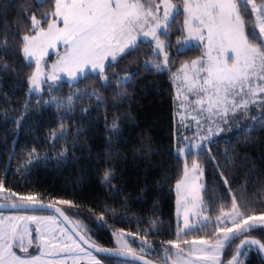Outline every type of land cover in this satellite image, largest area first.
Masks as SVG:
<instances>
[{"label":"snow or ice","instance_id":"obj_1","mask_svg":"<svg viewBox=\"0 0 264 264\" xmlns=\"http://www.w3.org/2000/svg\"><path fill=\"white\" fill-rule=\"evenodd\" d=\"M47 0H37L40 6H43ZM184 20L183 31L186 35L177 39V44L186 46L188 41L197 40L203 46V53L196 59L186 62L182 67L172 74L173 81H181L182 87L179 89L176 99L180 100V110L176 113L179 116L182 126L185 119L187 106L195 105V111L207 113V128L201 124L200 119L193 116L196 120L197 133L194 140H185L189 143L181 145L177 139L176 154L178 157H184L185 163L182 178L177 182V214L184 215V228L177 230V239L164 242L177 249L176 259L172 264H179L182 253L195 256L198 260L210 261L211 264H223L220 258V250L225 248L226 244L237 236L249 233L256 227L264 228V211L255 213L254 208H249L247 203H241L237 197L232 194L231 207L226 208L221 205L220 215L216 217L218 221L216 231L222 233L213 243L205 239H193L189 241L186 237L188 231L196 227L190 223L191 215H199L195 210L199 208L204 212L201 191L205 187L201 181L204 178V167L200 163L199 156L203 155L204 149L209 148V156L216 163V170L220 173V179L225 186H228L232 193L230 181L225 175V168L220 167V161L216 155L211 152L210 145L212 138L227 131L233 123L240 118H247L249 109L257 105L261 115L252 117L254 124L251 126L241 125L237 136L243 133L246 137L257 130V125L264 126V0H182ZM248 6L251 9V16H248ZM163 9L162 15L160 14ZM179 2L174 0H54V9L50 10L44 20L47 22V28L42 26V19H38L35 14L29 13L31 17V28H27V22H24L25 32L19 40L13 37L15 43H19L20 52L23 55L26 66H31L35 62V69L27 77L29 97L35 95L37 102L42 105L54 103L57 109L64 111L60 116L59 131H53L51 140L59 143L66 140L72 133L65 127L67 121L71 124V113L78 111L82 118L77 122L75 138L73 145L80 142L81 134H86L91 130L93 113L91 108L99 110L101 107L107 108V99L100 95L95 88L92 91L79 90L69 95L66 99L52 98L51 101L43 100L39 95L46 81L56 82L61 79L60 73L65 74L69 80H95L98 74L99 81H102L101 88L108 90L114 83L116 88L113 90V99L120 101L130 94L132 83L140 76L141 72H164L169 68L170 57L167 49L171 47L166 43L169 31L172 29L174 21L179 16ZM51 19L48 20L47 17ZM57 20L62 21L63 27L57 25ZM249 24H253L254 30L246 31ZM255 29H258V35ZM20 27L17 26V33ZM8 30L4 29L3 38L0 39V74L7 75L14 72L15 66L11 62H5V56L11 48L15 51L14 44L8 42ZM143 38L141 40L140 38ZM147 41L154 42L152 56L146 59L139 70L126 71L121 76L114 73L111 77L109 71L114 66H118L119 59L133 57V63L139 59V48ZM57 43L66 45L65 53L60 56L56 63L51 65V71H45L43 63L48 49L53 48ZM179 52L180 50L177 49ZM229 53L231 55H229ZM163 56V61L160 56ZM107 62V63H106ZM205 75L201 78L200 74ZM182 74V75H181ZM51 88V85H49ZM189 95L196 97L189 99ZM87 98L89 105L76 109L75 102ZM95 99V104L91 101ZM31 105L25 101L22 114L16 120V127L20 129L24 123V116L29 111ZM113 107H116L115 105ZM9 119V117H6ZM105 133L107 137V148L109 159L113 156H119V151L113 150V142H119L121 139L122 120L120 115H115L109 124L107 115L105 116ZM15 143V141H14ZM246 143H252L251 139H246ZM151 150L150 145H146ZM195 149L197 156L191 159L189 167L188 159L192 157V150ZM69 149L65 147L56 157L45 155L40 157L37 150L33 148L28 152L24 164L32 165L41 159L47 161L50 158L56 159L57 163L62 162ZM236 150L233 148L230 154L225 149L224 162L225 167H234L231 157L235 156ZM11 158V157H10ZM245 157V164H247ZM255 163L254 161L252 162ZM251 171L255 172V168ZM264 173H260L257 179L259 185L253 197L259 200V193L264 192ZM115 179L114 171L106 169L102 183L105 187L116 188L112 183ZM248 181L245 180V185ZM245 201L250 199L247 191L242 194ZM15 198V199H13ZM0 200L7 201V205L0 204V209L10 207L12 209H22L34 206L38 203L44 205L38 199L37 194H18L10 187H5V180L0 179ZM19 201V203H18ZM55 204L68 205L69 207H78L70 200H56ZM182 206V207H181ZM52 208L53 204L46 205ZM60 217L67 223H72L70 217L65 214L61 208L55 209ZM114 211V210H113ZM105 214H101L99 219L105 220ZM56 217L38 216V215H15L0 217V264H42L41 257L45 254L59 257L61 253H68L64 259L49 261L47 264H66L67 259H71L73 264H79L81 259H87L89 264H101V261L81 246L79 242L71 236H67L64 242L54 235V228L49 224H55ZM204 220H209V216H204ZM29 223L35 224V238H32L29 230ZM224 225V227H220ZM103 225H101L102 227ZM206 225H201L204 227ZM155 230H159L153 222ZM73 231L79 237L80 241L87 244L88 248H95L97 252L108 253L111 255H123L131 257L133 261H142L143 264H152L150 260L144 258L147 250L152 248L147 236L152 229H146L143 233V239L139 250L130 246V242L125 239L132 233L120 232L117 235L118 249L110 250L101 247L90 236L86 235L87 229L79 222H76ZM181 233H184L181 239ZM140 238L141 233L135 234ZM27 241V245L25 244ZM192 247L182 248L181 244ZM37 244L41 248V256L21 257L17 255L14 248L19 247L21 252L27 253L28 247ZM251 244L258 246L259 251L264 252V242L257 239L245 238L241 240L240 246ZM197 245H200L197 247ZM239 252V248L237 249ZM168 252V249H165ZM84 254V255H81ZM171 259L169 255L167 257ZM127 264V262H125ZM184 264H190L189 261ZM228 264H237V257L233 256Z\"/></svg>","mask_w":264,"mask_h":264},{"label":"trees","instance_id":"obj_2","mask_svg":"<svg viewBox=\"0 0 264 264\" xmlns=\"http://www.w3.org/2000/svg\"><path fill=\"white\" fill-rule=\"evenodd\" d=\"M54 9V0H47L43 6L37 0H0V39L3 38L4 29L8 30V42L14 44L15 51L10 48L5 62H11L15 71L7 75L0 74V179L5 180V187H10L18 194H37L42 203L55 204L56 200H70L78 207L58 205L76 224L79 222L97 244L114 249L112 231L125 230L132 233V245L138 248L137 239H143L146 229H152L147 239L152 248L144 254L148 259L158 264H171L165 257L168 254L173 258L175 249L164 242L177 239V222L175 218V185L183 171L185 158L178 157L176 145L180 127L176 120V99L172 74L185 62L200 56L198 47L180 49L177 44L181 30L174 22L169 31L170 44L167 50L170 52V65L164 72H141L140 76L132 83L130 94L119 102L113 99V83L108 90L101 88L98 74L95 80H77L74 83L59 82L46 87L42 94L43 100L51 101L53 97L66 99L69 95L79 90L92 91L93 88L107 99L108 107L97 110L92 107L91 130L81 134L80 142L73 145L77 122L82 115L78 111L71 113L72 121L65 122V127L72 133L66 140L59 143L51 140L53 131H59L60 116L64 111L57 109L54 103L42 105L37 102L36 96L27 95V77L33 71L34 64L26 66L23 55L20 52L19 43H15L25 32L24 22L27 28H31L29 13L42 19V26L47 27L46 14ZM248 16L251 10L248 7ZM51 19L50 16L47 17ZM19 24L20 31L17 33ZM254 30L253 24H249L246 31ZM258 35L257 29H255ZM177 49L180 51L178 52ZM153 47L150 43H144L139 48V59L133 63V57L127 59L118 58V66H114L108 75L114 73L123 76L126 71H136L146 59L151 58ZM0 54L2 50H0ZM30 102V109L24 116V123L20 129L16 127V120L22 114L25 101ZM87 98L76 101V109H82L89 105ZM95 104V99L91 101ZM116 107H113V106ZM120 115L122 120L121 139L113 142V150L119 151V156L109 159L107 137L105 133V116L110 124L115 115ZM261 115L260 109L253 107L249 116L232 125L223 135L219 136L210 145V150L220 161V167L225 168V175L230 181L232 193L220 179V173L216 170V163L209 156V149L199 156L200 163L204 167L202 190L203 206L210 221L204 227H196L188 231L186 237L193 239H207L213 237V219L220 214L221 205L231 207L232 194L242 204L247 203L249 208H254L255 213L264 211V192L259 193V200L253 197L259 187L257 179L260 173H264V126L257 125V130L246 137L243 133L237 136L241 125L254 124L252 117ZM9 117V119H6ZM251 139L252 143H246ZM15 141V143H14ZM146 145L151 146V150ZM67 147L69 149L66 158L57 163L50 158L34 162L21 168L27 159L28 152L35 148L43 158L45 155L56 157ZM227 148L231 154L233 148L236 155L231 159L234 167H225L224 153ZM11 157V158H10ZM245 157L248 163L245 164ZM255 162L254 164L252 162ZM190 163V158L188 159ZM114 171L115 179L112 181L116 188L105 187L102 183L106 169ZM255 168V172L251 171ZM264 179V177H262ZM245 180L248 181L245 185ZM245 190L250 199L245 201ZM15 199V198H13ZM3 201V200H2ZM114 210V211H113ZM105 220L99 219L105 214ZM43 214V213H41ZM45 214V213H44ZM153 222L158 231L153 227ZM209 224V225H208ZM101 225H103L101 227ZM209 226V227H208ZM141 233L140 238L135 235ZM245 236L256 237L264 242V228L256 227L249 233L241 234L234 238L230 244L221 250V261L227 264L235 255L237 246ZM185 238L181 233V239ZM214 240V239H213ZM212 240V241H213ZM215 241V240H214ZM190 244V243H189ZM182 248L187 245L181 244ZM168 252H165V249ZM105 264H138L115 258L97 257ZM240 264H264L257 252L247 248L240 260Z\"/></svg>","mask_w":264,"mask_h":264},{"label":"rangeland","instance_id":"obj_3","mask_svg":"<svg viewBox=\"0 0 264 264\" xmlns=\"http://www.w3.org/2000/svg\"><path fill=\"white\" fill-rule=\"evenodd\" d=\"M174 2H177V0H174ZM178 2H179V13L180 14H179V16L174 21H172V23L174 22L175 25H179V23H181V25H180L181 27L177 26V28L179 30H181L180 37H182V36L186 35V33H184V31H183L184 13H183L182 0H178ZM248 7L250 8V6H248ZM162 13H163V9L161 8L160 14L162 15ZM253 21H254V17H253ZM57 25L59 27H63L62 21L57 20ZM257 31H258V29H257ZM178 38H179V36H178ZM140 39L143 40L142 37ZM146 43H150L152 45L153 49H154V42L147 41ZM190 47H198L200 49V56L202 55L204 49H203V46L200 44V42L197 41V40L188 41L187 44H186V46H182V45L179 46L180 49H186V48H190ZM65 48H66V45H64L63 43H57L53 48L48 49V53L44 57V60H43V63L45 65V71L46 72H50L51 71V65L54 64V63H56V61L59 59L60 56H63L64 55ZM167 54L170 57V52L168 50H167ZM229 55H231V54L229 53ZM160 60L163 61V56L162 55L160 56ZM190 62L191 61H189L188 63H190ZM32 63L34 64V67H33V70H34L35 69V62L33 61ZM182 65L178 68V70L182 67ZM178 70L176 72H178ZM88 71H89V73H91L90 69ZM92 74H96V73H92ZM204 75H205L204 73H201L200 74L201 78ZM60 76H61V79L58 80V81H56V82L46 81V83L43 85L42 91H41V93H39V95L42 96V94L45 91L46 87L49 86V85L52 86V85L58 84L59 82H68V83L71 84V83H74V82L77 81V80L76 81L69 80V78L65 74H63V73H60ZM173 83H174V92H175V99H176L177 94H178V91L182 87V80L181 81H175V82L173 81ZM261 95L264 96V94H261ZM195 98L196 97L189 95V99L194 100ZM180 103H181V101L176 99V113L180 110ZM195 107H196L195 105H191V106H187L186 107L185 119L183 121V124L188 125V127L182 126L179 116L176 115L177 124L180 127V132L178 134V140H179V142H180L181 145H184V144L189 143V141H186L185 140V136L189 137V140H194L195 139V134L197 133L198 128H197L196 120L195 119H192L193 116H195L198 119H200L201 124L205 126V131H206V128H207V119H208L207 113H199V112H197V111L194 110ZM253 107L259 108L257 105H253V106L250 107L249 112H250V110ZM248 116H249V114H248ZM243 119H245V118H240V119H238V121L243 120ZM232 125H234V123ZM225 132L221 133L218 136H214L212 138V140H215L219 136L223 135ZM208 149L209 148L206 147L204 149V151L205 150H208ZM196 156H197L196 150L193 149L192 150V157L190 158V163H188L189 164V167L191 165V159L196 158ZM183 159H184V157H183ZM182 175H183V171L181 173L180 179L182 178ZM177 182H176V184H177ZM199 182L203 184V179L201 181H199ZM201 197H202V191H201ZM177 198H178V192H177L176 185H175V218H176V222H177L176 224H177V228L183 229L184 228V222H185L184 221V215H183V212L182 211H181V214H179V215L177 214V207H178V205H177ZM0 201H2V200H0ZM195 211L197 213H199V215H191V213H190V223L195 224L196 227H201V225H204V224H206L207 222L210 221V219L207 220V221L204 220V216H207V214H206L205 211L204 212H200L199 208H197ZM15 215H38V216H53V217H55L52 214H44V213L41 214V213H32V212H0V217L15 216ZM213 222H214L215 228H214L213 225H209V224L208 225L213 228L214 235H213L212 238H210L211 239L210 241L214 243L218 237H221L222 236V233H218L216 231V227H217V224H218V221L216 220V218L213 219ZM28 227H29V230L31 232L32 238H35V236H36V232H35L36 225L35 224H32V223H29ZM49 227L50 228H54L55 231H54L53 234L56 235L59 240L64 241V242H70V241H67V236H71L73 239H75L77 242H79L69 232V230L59 221L58 218L56 219L55 224H51L50 223L49 224ZM220 227L222 228V227H224V225H220ZM185 231H189V230H185ZM120 232L128 233L125 230L112 231V240H113L114 249H118L119 248V245L117 244V238L116 237H117V235ZM239 236H241V235H239ZM125 239L130 242V246L131 247L136 248L131 243V241L133 240V236L132 235L126 236ZM200 239H203V238H200ZM197 240H199V239H197ZM205 240H207V239H205ZM136 242L139 245H141L142 239H137ZM25 244L27 245V241H25ZM199 246L200 245H197V247H199ZM190 247H192L191 243L189 245H187L186 249L187 248H190ZM84 249L86 250V252H90L93 256H95L88 249H86V248H84ZM136 249L138 250V248H136ZM221 250H220V258H221ZM14 251L17 253V255H19L21 257H29L30 258V257H34V256H41V248L38 247L37 244H33L31 247H28V252L27 253L21 252L20 249H19V247L14 248ZM177 252H178V250L175 249L176 255H177ZM67 255H68V253H61L60 256L57 257V256H49V255L45 254L44 256L41 257V262H42V264H47V262H49V261H53L54 262L57 259H64ZM81 255H84V254H81ZM176 255L173 258L169 259V261H170L171 264H172V261L176 259ZM180 255H181L182 258L179 261V264H184L185 260L186 261H189L190 264H211L210 261L198 260V259H196L195 256L187 255L186 253H182ZM168 256H169L168 254H165V257L166 258ZM95 257L97 258V256H95ZM66 264H73V261L71 259H67L66 260ZM79 264H89V261L87 259H81L79 261ZM101 264H105V263L101 261Z\"/></svg>","mask_w":264,"mask_h":264},{"label":"water","instance_id":"obj_4","mask_svg":"<svg viewBox=\"0 0 264 264\" xmlns=\"http://www.w3.org/2000/svg\"><path fill=\"white\" fill-rule=\"evenodd\" d=\"M7 201H0V204H5L7 205ZM19 203V201H18ZM44 206L42 207L40 203L34 205V206H31V207H27V208H22V209H12L10 207H5L3 209H0V212H32V213H45V214H52L54 215L56 218L59 219V221L69 230V232L80 242V244L88 249L89 251H91L95 256L97 257H103V258H115V259H120V260H124V261H130V262H134V263H138V264H143L142 261H133L131 259V257H126V256H123V255H111V254H108V253H100V252H97L95 250V248H88L87 244H85L83 241H80L79 237L76 235V233L73 231V227H75V223L72 221V223H67L64 221V218L63 217H60L58 213H56L55 209L56 208H60L58 205H55L53 204V207L52 208H48L46 207V205H48L49 203H42ZM62 209V208H61ZM63 210V209H62ZM64 211V210H63ZM66 214V213H65ZM67 215V214H66ZM245 238H251V239H257L259 240L258 238L256 237H251V236H245L243 237L241 240L245 239ZM241 242V241H240ZM240 242L237 246V249L239 248V252L236 250V253L235 255L233 256H236L237 257V264L240 263V260H241V257L244 253V251L249 248V247H252L256 252L257 254L259 255V257L261 258V260L264 262V252H261L259 251L258 249V246L256 245H251V244H245L243 246H240ZM101 246V245H100ZM101 247H104V248H108L110 250H115V249H112V248H109V247H105V246H101ZM233 256L229 259L231 260L233 258ZM145 259L147 260H150L148 259L147 257L144 256ZM228 260V261H229ZM152 262V264H158L152 260H150ZM228 264V262H227Z\"/></svg>","mask_w":264,"mask_h":264},{"label":"flooded vegetation","instance_id":"obj_5","mask_svg":"<svg viewBox=\"0 0 264 264\" xmlns=\"http://www.w3.org/2000/svg\"><path fill=\"white\" fill-rule=\"evenodd\" d=\"M240 264V263H239Z\"/></svg>","mask_w":264,"mask_h":264}]
</instances>
